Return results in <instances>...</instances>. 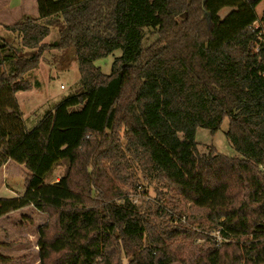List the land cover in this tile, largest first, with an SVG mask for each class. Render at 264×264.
Listing matches in <instances>:
<instances>
[{"label": "trees", "instance_id": "1", "mask_svg": "<svg viewBox=\"0 0 264 264\" xmlns=\"http://www.w3.org/2000/svg\"><path fill=\"white\" fill-rule=\"evenodd\" d=\"M262 1L37 0L38 17L5 27L0 170L14 162L27 173L23 194L0 197V218L29 206L48 215L38 229L40 264L178 261L177 241L196 233L155 222L152 208L143 213L129 193L139 185L154 186L159 201L190 203L223 237L195 245L184 264H264ZM146 30L158 37L143 48ZM53 31L57 40L46 44ZM52 49L68 65L77 60L81 87L28 129L16 95ZM118 49L103 74L94 61ZM225 120L242 157L199 154L197 130L215 134ZM30 261L0 254V264Z\"/></svg>", "mask_w": 264, "mask_h": 264}, {"label": "rangeland", "instance_id": "2", "mask_svg": "<svg viewBox=\"0 0 264 264\" xmlns=\"http://www.w3.org/2000/svg\"><path fill=\"white\" fill-rule=\"evenodd\" d=\"M9 0H0V35H6V26L16 24L25 16H31L34 12L38 17L37 4L30 3L28 0L23 4L22 10H14L11 7ZM25 11V13H24ZM230 12L229 9H224L220 12L221 17H225ZM258 15L257 26L264 29V0L256 7ZM158 35L146 30L143 41V48H147L156 41ZM58 38L57 31L46 38V44H52ZM123 55L121 49L114 51L111 55L94 61V65L101 70L105 75H110L112 67L117 58ZM0 70H4L1 67ZM29 80L30 88L27 91L19 92L16 96L19 101L23 118L28 129L36 126L38 121L42 118L45 111L50 110L62 98L73 93L76 89L80 90V73L78 69L77 60H72L69 65L62 59V52L58 50H46L43 53L42 59L38 67L26 76ZM228 130V120H225L221 129L211 134L208 130L199 128L196 132L195 141L197 142V150L199 154H205L210 151V148H215L216 151L227 157H238L239 154L228 142L226 132ZM65 164L62 163L56 167L54 173L48 179L49 182L57 181L64 173ZM27 170L24 166L18 165L14 162H9L0 170V197L13 198L23 194L25 191V174ZM148 191L139 185L136 189L129 191L130 198L134 203L141 207L143 213L148 212L149 209L157 212V214L148 215L159 224H167L171 226H178L182 229L190 230L196 233L195 238H187L182 235L177 241L182 244L179 247V260L173 264H184V258L190 259L191 251L195 245L205 243L206 239L216 238L219 242L223 237L212 230L213 225L208 219L201 218V214L193 210L190 203L180 201L178 203H171L169 200L159 201L155 192L154 186L147 187ZM180 208L184 210L179 214L175 209ZM178 208V209H179ZM180 211V210H178ZM6 220V221H5ZM48 222V215L38 212L33 206L24 208L22 211L14 212L8 217L0 218V240L9 242L11 238L23 239L26 243L19 245L16 250H8L0 248V254L3 256L21 257L30 255L31 261L28 264H40L39 248H38V229L43 227ZM4 237V238H3ZM220 239V240H219ZM253 240V239H250ZM227 243L236 242L234 239L226 240ZM244 240L240 241L243 245ZM176 245V242L173 241Z\"/></svg>", "mask_w": 264, "mask_h": 264}, {"label": "crops", "instance_id": "3", "mask_svg": "<svg viewBox=\"0 0 264 264\" xmlns=\"http://www.w3.org/2000/svg\"><path fill=\"white\" fill-rule=\"evenodd\" d=\"M10 1V4H13V6L11 7L12 9H14V10H22L23 9V4L27 1V0H9ZM28 2H30V3H33V5H34V3H36L37 4V0H28ZM24 13H25V11H24ZM31 15H33L34 17H36L35 16V8H34V12L33 13H31ZM28 16H29V14H28ZM23 209H21V210H19V211H22ZM19 211H16V212H19ZM13 214V213H12ZM9 215H11V214H9ZM9 215H7L6 217H8ZM6 217H5V219H6ZM6 221V220H5ZM4 238V237H3ZM10 241L9 242H12V241H15V239H13V238H11V239H9ZM7 242L5 241V240H0V248H3V249H8V250H16V248L17 247H20V246H16V247H14V248H9V247H6L5 246V244H6ZM5 257H9V258H16V257H14V256H5Z\"/></svg>", "mask_w": 264, "mask_h": 264}, {"label": "built area", "instance_id": "4", "mask_svg": "<svg viewBox=\"0 0 264 264\" xmlns=\"http://www.w3.org/2000/svg\"><path fill=\"white\" fill-rule=\"evenodd\" d=\"M220 240V239H219Z\"/></svg>", "mask_w": 264, "mask_h": 264}]
</instances>
